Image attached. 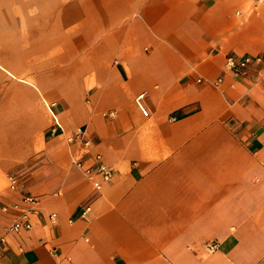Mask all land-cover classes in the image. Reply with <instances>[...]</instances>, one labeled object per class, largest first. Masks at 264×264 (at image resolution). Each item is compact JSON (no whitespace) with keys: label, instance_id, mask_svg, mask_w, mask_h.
<instances>
[{"label":"crops","instance_id":"crops-1","mask_svg":"<svg viewBox=\"0 0 264 264\" xmlns=\"http://www.w3.org/2000/svg\"><path fill=\"white\" fill-rule=\"evenodd\" d=\"M0 264H264V0H0Z\"/></svg>","mask_w":264,"mask_h":264},{"label":"built area","instance_id":"built-area-1","mask_svg":"<svg viewBox=\"0 0 264 264\" xmlns=\"http://www.w3.org/2000/svg\"><path fill=\"white\" fill-rule=\"evenodd\" d=\"M252 58L249 55H244L240 58H236L235 55L233 54H228L226 56V65L229 68L232 67H237V66H243L246 65L247 63L251 62ZM140 97V96H139ZM138 97V98H139ZM140 104V103H139ZM141 110L144 114H147V110L140 105ZM76 136L81 137V132L79 131ZM76 163L78 165H80L81 167L84 168L85 173L88 176H92V174L95 171H99L102 173L104 179H108L110 174H111V168L106 165L105 163H100L96 169H94L92 166H84L83 161L81 160H76ZM8 179H9V184L11 187H16L18 185V178L15 174H9L8 175ZM99 186V184H98ZM22 201L25 204L24 208H22V212L19 218L15 219L13 221V223L10 225V227L15 230V231H19L23 228H29L31 226V221H30V215L36 211V201H37V196L31 194V193H24L22 195ZM14 206H18V203H14ZM50 218L54 219L55 218V213H51L50 214Z\"/></svg>","mask_w":264,"mask_h":264}]
</instances>
